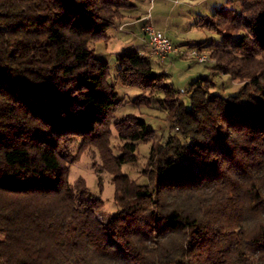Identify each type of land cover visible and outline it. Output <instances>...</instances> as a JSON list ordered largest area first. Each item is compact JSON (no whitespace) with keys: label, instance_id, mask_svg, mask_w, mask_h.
I'll return each instance as SVG.
<instances>
[{"label":"trees","instance_id":"obj_1","mask_svg":"<svg viewBox=\"0 0 264 264\" xmlns=\"http://www.w3.org/2000/svg\"><path fill=\"white\" fill-rule=\"evenodd\" d=\"M135 9V0H0L1 264H264V0H226L195 20L220 35L194 45L242 84L235 94L198 77L186 107L156 69L163 61L116 54L120 83L139 90L132 102L165 107L161 140L143 118L114 116L122 102L109 65L90 48ZM76 139L112 176L115 214L98 217L102 200L82 177L68 181ZM140 142L152 143L146 183L122 172Z\"/></svg>","mask_w":264,"mask_h":264},{"label":"rangeland","instance_id":"obj_2","mask_svg":"<svg viewBox=\"0 0 264 264\" xmlns=\"http://www.w3.org/2000/svg\"><path fill=\"white\" fill-rule=\"evenodd\" d=\"M136 2L137 0H135V4ZM153 4L154 9H151ZM141 6H143L144 10L149 11L153 19L151 21L150 15L147 14L143 21L139 23L141 24L140 32L142 35L140 38L144 40L141 29L146 23L152 24L155 29L169 37L172 43V52L166 61L159 62L160 65L155 61V65L156 69L163 70L168 74V84L183 92L179 98L184 102L186 107L189 106V98L185 91L188 89L189 84L198 77H208L210 91L213 93L228 96L238 91L242 84L231 80L227 75L220 74L211 69L213 61L208 58L209 50L200 53L194 45V43L201 41H207L208 44L212 43L213 45L219 44L220 35L214 31L198 28L195 25V20L200 15L211 14L219 6H226V0H142ZM137 16L138 14L133 10L129 17L118 21L114 26L119 25L118 29L122 30L125 23L137 20ZM129 28L126 27V29ZM112 29H109V33ZM113 33L114 40H109L107 43L106 40L95 41L91 44L90 48L95 57L101 58L108 63L109 82L116 86L118 99H121L122 105L114 112V116L120 118L126 114H135L146 121L147 126L154 131L156 140L164 139L167 132L171 130V122H169L165 107L154 99H151L148 107L142 104L143 101H140V105H135L132 99L138 95L139 90L134 88L129 89L119 81L115 53L133 51V49H136L134 45L137 43V39L131 37L129 34ZM173 46L176 48V51ZM192 51H195L205 59L203 61L197 60L196 57L191 55ZM140 54H149L148 49L146 52ZM153 58L157 59L156 57ZM113 134L115 135L114 130ZM119 144L120 142L113 137L111 145L115 155H119L120 153ZM151 144V142H140L136 152L137 161L133 164H124L122 166V172L130 178L135 179L138 183H146V178L141 173L145 168V161L148 157ZM70 148L73 156L77 159L70 164L68 181L73 183L77 178L82 177L86 182L89 193L94 198L102 200L103 206L98 213V217L102 218L115 214L117 206L113 199L114 186L111 181L112 176L108 172L97 171L101 165L97 152L93 149L79 152L77 139L71 143ZM97 176L102 180L101 187L97 184ZM3 236V229L0 227V239Z\"/></svg>","mask_w":264,"mask_h":264},{"label":"built area","instance_id":"obj_3","mask_svg":"<svg viewBox=\"0 0 264 264\" xmlns=\"http://www.w3.org/2000/svg\"><path fill=\"white\" fill-rule=\"evenodd\" d=\"M141 30L144 35V41L147 45L149 55L156 57L161 61H166L172 52V43L169 37L163 32L155 29L150 23L143 25ZM191 55L196 57L199 61L205 59L195 51H192Z\"/></svg>","mask_w":264,"mask_h":264},{"label":"crops","instance_id":"obj_4","mask_svg":"<svg viewBox=\"0 0 264 264\" xmlns=\"http://www.w3.org/2000/svg\"><path fill=\"white\" fill-rule=\"evenodd\" d=\"M141 3H142V0H137V2H136V9L134 10L138 14V16H140V18L137 19V20H135V21H132L131 20L132 22L125 23V25H123V27H122V30H119L118 29L119 28L118 27L119 25L113 26L112 27L113 28L112 31L110 33L108 31V38L106 40V43L109 40H114V36H113L114 33L113 32H115V33L119 32V33H123V34H129L131 37H134V38L137 39V43L134 45V47L136 49H133V50H136L139 53H144V52L147 51V48H146V45H145L144 40H142L140 38L142 35H141V32H140V27H141L140 25L141 24H139V23L143 21L144 17L147 14L150 15V20L151 21L153 19V16L149 13V11L144 10V8H142L143 6H141ZM151 9H154V4H153V6H152ZM126 27H130V28L129 29H126ZM190 44H192V43H190ZM131 46L133 47V45H131ZM174 50L176 51V48L175 47H174ZM116 54H118V52L115 53V56H116Z\"/></svg>","mask_w":264,"mask_h":264}]
</instances>
